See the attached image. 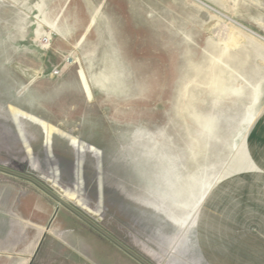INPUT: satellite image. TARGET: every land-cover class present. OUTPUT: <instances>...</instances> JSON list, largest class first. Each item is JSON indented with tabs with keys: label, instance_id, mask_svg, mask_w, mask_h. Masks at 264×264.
Returning <instances> with one entry per match:
<instances>
[{
	"label": "rangeland",
	"instance_id": "374dc122",
	"mask_svg": "<svg viewBox=\"0 0 264 264\" xmlns=\"http://www.w3.org/2000/svg\"><path fill=\"white\" fill-rule=\"evenodd\" d=\"M0 166L151 264H264V0H0ZM0 264L140 263L0 171Z\"/></svg>",
	"mask_w": 264,
	"mask_h": 264
},
{
	"label": "water",
	"instance_id": "95a60500",
	"mask_svg": "<svg viewBox=\"0 0 264 264\" xmlns=\"http://www.w3.org/2000/svg\"><path fill=\"white\" fill-rule=\"evenodd\" d=\"M0 171L4 172V173H7V174H10V175L15 176V177H19V178L25 179V180L33 183L38 188H40L43 192H45L47 195H49L54 200H56L60 205H62L65 208H67L70 212L75 214L77 217H79L81 220H83L85 223H87L89 226H91L94 230H96L98 233L103 235L105 238H107L108 240L113 242L116 246H118L121 250L126 252L128 255H130L132 258H134L140 264H151V263L147 262L144 258L139 256L138 254H136L134 251H132L130 248H128L127 246L122 244L116 238L111 236L109 233H107L105 230H103L98 224H96L90 218H88L86 215H84L80 210H78L76 207H74L73 205H71L68 202H66L63 199L62 196H60L59 194L55 193L53 190L49 189L46 185L41 183L36 178H34V177L30 176V175L24 174V173H20V172L11 170V169L6 168L4 166H0Z\"/></svg>",
	"mask_w": 264,
	"mask_h": 264
},
{
	"label": "bare ground",
	"instance_id": "6f19581e",
	"mask_svg": "<svg viewBox=\"0 0 264 264\" xmlns=\"http://www.w3.org/2000/svg\"><path fill=\"white\" fill-rule=\"evenodd\" d=\"M238 24V23H237ZM25 116V115H24ZM45 127V124H43ZM48 129V128H47ZM50 131V129H48V132ZM72 141V140H71ZM24 142V141H23ZM26 142V141H25ZM28 150V149H27ZM79 175V173H78ZM54 182V181H53ZM78 183V182H77ZM53 184V183H52ZM54 185V184H53ZM64 194V193H63ZM70 194V193H69ZM63 196V195H62ZM69 197V196H68ZM72 198V197H71ZM77 204H80L84 209L88 210V208L86 207V205L84 203H81L79 201H75Z\"/></svg>",
	"mask_w": 264,
	"mask_h": 264
}]
</instances>
